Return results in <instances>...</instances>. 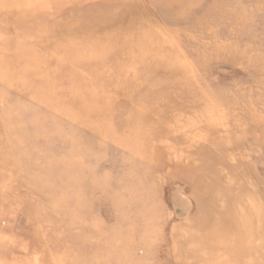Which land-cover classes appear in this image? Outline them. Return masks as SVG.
<instances>
[{"label": "rangeland", "instance_id": "374dc122", "mask_svg": "<svg viewBox=\"0 0 264 264\" xmlns=\"http://www.w3.org/2000/svg\"><path fill=\"white\" fill-rule=\"evenodd\" d=\"M0 264H264V0H0Z\"/></svg>", "mask_w": 264, "mask_h": 264}]
</instances>
